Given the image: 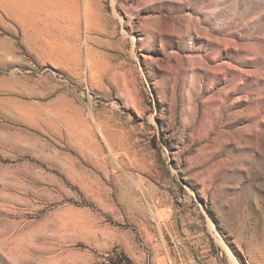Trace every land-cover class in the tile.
I'll use <instances>...</instances> for the list:
<instances>
[{
    "label": "rangeland",
    "instance_id": "rangeland-1",
    "mask_svg": "<svg viewBox=\"0 0 264 264\" xmlns=\"http://www.w3.org/2000/svg\"><path fill=\"white\" fill-rule=\"evenodd\" d=\"M195 257L264 264V0H0V264Z\"/></svg>",
    "mask_w": 264,
    "mask_h": 264
},
{
    "label": "built area",
    "instance_id": "built-area-1",
    "mask_svg": "<svg viewBox=\"0 0 264 264\" xmlns=\"http://www.w3.org/2000/svg\"><path fill=\"white\" fill-rule=\"evenodd\" d=\"M170 211H172V208H170ZM171 240L173 245L176 248H180L185 243V236L181 233H175L171 236ZM112 264H128L125 260H115ZM190 264H198V259L195 257L192 260H190Z\"/></svg>",
    "mask_w": 264,
    "mask_h": 264
}]
</instances>
